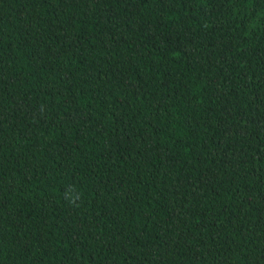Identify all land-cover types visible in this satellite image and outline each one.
<instances>
[{"label":"trees","instance_id":"trees-1","mask_svg":"<svg viewBox=\"0 0 264 264\" xmlns=\"http://www.w3.org/2000/svg\"><path fill=\"white\" fill-rule=\"evenodd\" d=\"M0 264H264V0H0Z\"/></svg>","mask_w":264,"mask_h":264},{"label":"clouds","instance_id":"clouds-1","mask_svg":"<svg viewBox=\"0 0 264 264\" xmlns=\"http://www.w3.org/2000/svg\"><path fill=\"white\" fill-rule=\"evenodd\" d=\"M78 198V197H77Z\"/></svg>","mask_w":264,"mask_h":264}]
</instances>
